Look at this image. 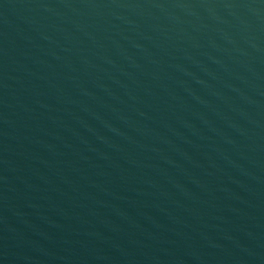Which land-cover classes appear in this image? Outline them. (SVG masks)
Returning a JSON list of instances; mask_svg holds the SVG:
<instances>
[{
	"label": "water",
	"instance_id": "95a60500",
	"mask_svg": "<svg viewBox=\"0 0 264 264\" xmlns=\"http://www.w3.org/2000/svg\"><path fill=\"white\" fill-rule=\"evenodd\" d=\"M0 264H264V0H0Z\"/></svg>",
	"mask_w": 264,
	"mask_h": 264
}]
</instances>
